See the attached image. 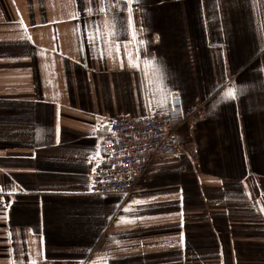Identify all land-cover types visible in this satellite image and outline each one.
Wrapping results in <instances>:
<instances>
[{
	"label": "crops",
	"instance_id": "1",
	"mask_svg": "<svg viewBox=\"0 0 264 264\" xmlns=\"http://www.w3.org/2000/svg\"><path fill=\"white\" fill-rule=\"evenodd\" d=\"M177 102L182 155L91 194L99 127ZM33 262L264 264V0H0V264Z\"/></svg>",
	"mask_w": 264,
	"mask_h": 264
},
{
	"label": "built area",
	"instance_id": "2",
	"mask_svg": "<svg viewBox=\"0 0 264 264\" xmlns=\"http://www.w3.org/2000/svg\"><path fill=\"white\" fill-rule=\"evenodd\" d=\"M181 123V114L173 108L134 119L115 116L100 126L89 192L131 195L156 158L179 156L182 149L175 135Z\"/></svg>",
	"mask_w": 264,
	"mask_h": 264
},
{
	"label": "snow or ice",
	"instance_id": "3",
	"mask_svg": "<svg viewBox=\"0 0 264 264\" xmlns=\"http://www.w3.org/2000/svg\"><path fill=\"white\" fill-rule=\"evenodd\" d=\"M132 0H129V4H131ZM129 26L131 27V18H129ZM140 43H143V41H141ZM233 99L235 98L234 96L232 97ZM134 203H139V201H133ZM125 211H129L128 208L125 209ZM123 220L127 221L128 218L127 217H124L122 218ZM33 264H35V262H33Z\"/></svg>",
	"mask_w": 264,
	"mask_h": 264
},
{
	"label": "rangeland",
	"instance_id": "4",
	"mask_svg": "<svg viewBox=\"0 0 264 264\" xmlns=\"http://www.w3.org/2000/svg\"><path fill=\"white\" fill-rule=\"evenodd\" d=\"M183 123H184V121H182V124H183ZM182 124H181V125H182ZM181 125H180V126H181ZM180 126H179V127H180ZM181 149H182V148H181ZM182 153H183V149L181 150V153L179 154L178 157H180V156L182 155ZM158 158H159V159H169V158H176V156H171V157H158ZM158 158H156V159H158ZM156 159H155V160H156ZM146 170H147V169H146ZM145 172H146V171H145Z\"/></svg>",
	"mask_w": 264,
	"mask_h": 264
}]
</instances>
